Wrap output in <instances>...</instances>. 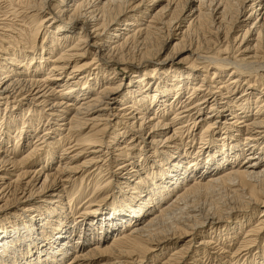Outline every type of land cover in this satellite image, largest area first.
<instances>
[{"label":"bare ground","instance_id":"6f19581e","mask_svg":"<svg viewBox=\"0 0 264 264\" xmlns=\"http://www.w3.org/2000/svg\"><path fill=\"white\" fill-rule=\"evenodd\" d=\"M263 234L264 0H0V264H264Z\"/></svg>","mask_w":264,"mask_h":264},{"label":"rangeland","instance_id":"374dc122","mask_svg":"<svg viewBox=\"0 0 264 264\" xmlns=\"http://www.w3.org/2000/svg\"><path fill=\"white\" fill-rule=\"evenodd\" d=\"M162 3V4H161ZM164 4V2H159V4L158 5H163ZM174 41V40H173ZM173 41H172V39H171V41H170V44L172 45V43H173ZM118 73H119V71H118ZM118 76H119V74H118ZM121 76V75H120ZM184 95H185V93H184ZM184 95H182V96H184ZM181 99V98H180ZM179 99V100H180ZM153 113V112H152ZM151 113V114H152ZM108 136H106V139L105 140H108V138H107ZM125 140H129V138H130V136L129 135H126L125 136ZM103 141V143L104 144H106V141ZM122 140V139H121ZM12 141V140H11ZM12 144V142H10V145ZM6 145H8V144H5L4 145V147L6 146ZM59 153H60V151H56V155L54 156L55 157V159L57 160L60 156H59ZM54 159V160H55ZM55 160V161H56ZM58 160H60V159H58ZM55 165V164H54ZM36 166V165H35ZM38 166V165H37ZM52 167H55V166H52ZM201 195V196H200ZM204 196H206V195H203L202 193H198V194H196V195H194V198H198V199H194V201H195V203L196 202H200V203H196L197 205H199V207H201L202 205V207L204 208V207H208V205H209V200H210V198H208V199H206L207 198V196L206 197H203ZM106 197V199H104ZM101 198H102V200H104V206H106L109 202H110V195H108V196H106V195H102L101 196ZM202 199V200H201ZM204 199V200H203ZM201 200V201H200ZM203 201H205L204 203L205 204H202L201 206H200V204L201 203H203ZM206 204H207V206H206ZM205 209V208H204ZM244 213H248V211L247 212H245V211H243ZM3 213H7V212H3ZM71 220H72V218H71ZM9 221H10V219L9 220H7V221H4L2 224L3 225H5V224H7V223H9ZM69 224V223H68ZM69 225H71V223L69 224ZM95 232H98V230H95ZM110 238H111V236H110ZM259 238H262V239H264V234L262 235V236H260ZM182 239H174V240H167V241H165V242H163V243H160V244H158L157 246H156V248H157V253H158V251H161V256H159L158 258L160 259V260H164L163 259V257L166 255V253H167V248L169 249L168 251V254L171 252V247H172V244L173 243H180V241H181ZM165 249V250H164ZM255 250V249H254ZM210 264V263H209ZM212 264V263H211ZM214 264V263H213Z\"/></svg>","mask_w":264,"mask_h":264}]
</instances>
